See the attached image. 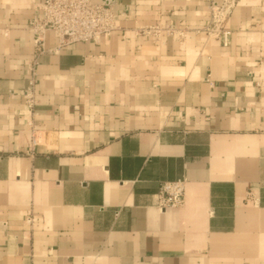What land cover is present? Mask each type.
<instances>
[{
	"label": "crops",
	"instance_id": "obj_1",
	"mask_svg": "<svg viewBox=\"0 0 264 264\" xmlns=\"http://www.w3.org/2000/svg\"><path fill=\"white\" fill-rule=\"evenodd\" d=\"M39 1L0 0V264H264V0L227 45L209 0H92L118 28L36 57Z\"/></svg>",
	"mask_w": 264,
	"mask_h": 264
},
{
	"label": "built area",
	"instance_id": "obj_2",
	"mask_svg": "<svg viewBox=\"0 0 264 264\" xmlns=\"http://www.w3.org/2000/svg\"><path fill=\"white\" fill-rule=\"evenodd\" d=\"M239 0H209L207 3V21L203 26L206 35L220 39L227 45L229 30L226 21ZM32 33V43L36 57L45 52H57L60 48L73 42L98 43L118 27L116 14L110 2L95 3L92 0H41L36 3V11L28 21ZM157 25H146L139 28L141 33L158 34ZM166 35L182 36V30L170 24L164 28ZM51 33L56 42L53 47H46V34ZM34 62L29 66L30 78L24 90L25 102L33 104L35 85ZM35 142V136H31ZM184 181L172 180L161 182L156 198L160 209L175 208L183 203ZM32 217H28L30 223Z\"/></svg>",
	"mask_w": 264,
	"mask_h": 264
}]
</instances>
